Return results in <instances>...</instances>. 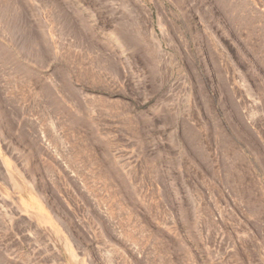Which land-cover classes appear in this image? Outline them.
<instances>
[{
    "label": "rangeland",
    "instance_id": "1",
    "mask_svg": "<svg viewBox=\"0 0 264 264\" xmlns=\"http://www.w3.org/2000/svg\"><path fill=\"white\" fill-rule=\"evenodd\" d=\"M0 264H264V0H0Z\"/></svg>",
    "mask_w": 264,
    "mask_h": 264
}]
</instances>
